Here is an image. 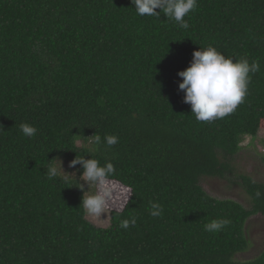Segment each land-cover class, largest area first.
I'll return each mask as SVG.
<instances>
[{
	"label": "trees",
	"instance_id": "obj_1",
	"mask_svg": "<svg viewBox=\"0 0 264 264\" xmlns=\"http://www.w3.org/2000/svg\"><path fill=\"white\" fill-rule=\"evenodd\" d=\"M197 3L185 30L137 15L130 0H0V264H264V252L237 258L250 245L245 223L264 216V185L238 177L246 209L200 184L224 182L245 138L264 129V0ZM209 45L260 70L233 113L201 122L177 73ZM97 134L119 142L97 148ZM75 155L111 162L113 182L130 188L109 204L107 228L86 220L75 179L48 176ZM216 219L231 223L205 231Z\"/></svg>",
	"mask_w": 264,
	"mask_h": 264
},
{
	"label": "clouds",
	"instance_id": "obj_2",
	"mask_svg": "<svg viewBox=\"0 0 264 264\" xmlns=\"http://www.w3.org/2000/svg\"><path fill=\"white\" fill-rule=\"evenodd\" d=\"M130 4L139 16L160 19L163 14L167 20L174 21L179 28L185 30L189 28V23L184 17L198 7L197 0H130ZM259 70L258 61L249 63L246 57L234 61L209 45L194 51L186 69L177 73L182 78L178 89L183 91V103L190 106L195 119L211 122L233 113L237 106L244 102L248 94L250 74H255ZM19 127L22 134L29 138L37 133V129L27 123H22ZM91 137L97 148L102 143L111 147L119 142V137L115 135H106L103 139L98 134ZM57 160L59 170L55 166L50 167L48 169L50 178L61 173L66 176L74 175L76 178L75 173L71 175L65 173L62 162ZM76 165L82 169L76 180L79 182V190L83 193L81 204L87 216L98 218L108 210L110 203H117L122 197L125 200L130 198L125 195L130 192V188L118 186L113 182L115 168L111 162H105L101 166L97 159H85V156L75 155L68 167L75 168ZM89 188H94L95 191L89 192ZM260 195V192L256 193L257 197ZM151 208L154 210L151 213L154 216L162 211L161 205L157 203H152ZM129 223L134 225L135 218L122 221L120 226L127 228ZM230 223L228 219L212 220L204 225V230L211 233L220 232Z\"/></svg>",
	"mask_w": 264,
	"mask_h": 264
},
{
	"label": "rangeland",
	"instance_id": "obj_3",
	"mask_svg": "<svg viewBox=\"0 0 264 264\" xmlns=\"http://www.w3.org/2000/svg\"><path fill=\"white\" fill-rule=\"evenodd\" d=\"M79 145V143H77ZM231 173L227 174L225 181L218 179H206L201 181V187L211 197L223 200L228 199L239 203L246 209L251 206V199L243 189V185L238 177L247 176L258 184L264 185V129H260L254 140L245 138L241 144L240 152L231 161ZM59 170V164L55 166ZM65 173L79 175L73 168L62 164ZM62 178H73L59 174ZM77 181V180H76ZM78 182V181H77ZM79 184V182H78ZM85 190H87L85 188ZM89 192H94V188H89ZM86 220L97 228H107L109 226V210L102 213L98 218H92L85 213ZM245 232L250 245L244 254L237 255L240 260H249L260 256L264 252V216L261 214L250 217L245 223Z\"/></svg>",
	"mask_w": 264,
	"mask_h": 264
}]
</instances>
